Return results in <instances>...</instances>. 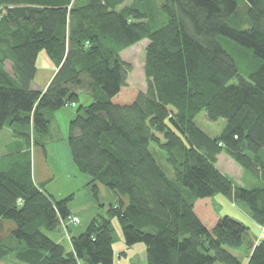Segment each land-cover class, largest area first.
<instances>
[{
	"label": "trees",
	"instance_id": "trees-1",
	"mask_svg": "<svg viewBox=\"0 0 264 264\" xmlns=\"http://www.w3.org/2000/svg\"><path fill=\"white\" fill-rule=\"evenodd\" d=\"M145 39L144 91L129 85L121 53ZM42 50L57 67L44 90L33 87ZM81 91L93 101L70 121L73 161L96 199L99 182L117 201L69 249L46 231H68L75 194L37 182L29 149L0 157V262L115 264L117 218L147 264H245L232 250L250 227L214 199L244 203L264 226V0H0V131L47 153L55 111ZM201 112L225 119L219 135L198 125ZM222 153L261 184L224 173ZM252 242L246 264H264V238Z\"/></svg>",
	"mask_w": 264,
	"mask_h": 264
},
{
	"label": "rangeland",
	"instance_id": "rangeland-1",
	"mask_svg": "<svg viewBox=\"0 0 264 264\" xmlns=\"http://www.w3.org/2000/svg\"><path fill=\"white\" fill-rule=\"evenodd\" d=\"M148 42V39L142 40L121 53L123 60H125V62L129 65L127 71L129 85L135 89L144 91L147 89L145 62L146 47ZM37 65L39 69L38 80H43L44 73L49 72L55 64L47 52L42 50L38 56ZM9 66L10 63H8V68ZM92 101L93 99L89 93L81 91L80 101L77 105H68L55 111L50 125L51 133L49 141L51 140L52 142L47 144V153H45L41 147H37L32 139L28 143L25 137H22L21 134L15 133L11 128H5L0 131V157L10 153H17L19 151L24 152L29 149L32 155V168L35 178L40 181L41 179H45L47 176L54 175L53 182L49 184L47 183V189H49L50 192L55 193V195H61L70 193L73 189L75 191L79 185H82V176L88 175L76 169V165L74 164L68 141L70 121L71 117L76 114V110L79 105H88ZM196 122L211 136L219 135L226 125L225 119H220L216 122L208 120L205 112H201L197 116ZM150 149L168 176L171 178L174 177V169L168 163L165 152L156 143H151ZM69 162H73L74 167H71ZM218 166L237 183L246 185L247 187H256L261 184V180L257 176L253 175L251 172L245 171L238 163L232 160L225 153L220 155ZM75 173L78 175L77 178L72 177ZM89 186L90 185H87V187ZM85 190L86 189H81L79 193H76L73 200L76 201L79 195L81 198L82 194L85 193ZM214 201L217 209L222 215H232L250 227V235H247L246 242L243 246L232 250L233 253H235L242 260V262L246 264L252 246L249 244V241L253 240L254 243H256L263 239L264 226H260L254 221L251 213L244 203H237L230 197L223 194H217ZM78 203H80V201ZM108 207L109 206L106 205V211ZM71 223L72 222H69V225ZM113 223L116 232V241L114 243L115 264H147L146 245L144 243H137L128 247L125 243L119 220L115 218ZM46 232L53 239L63 243L67 248H70V243L64 236V233ZM254 243L252 242V244ZM0 264H16V261L9 258L1 261Z\"/></svg>",
	"mask_w": 264,
	"mask_h": 264
},
{
	"label": "crops",
	"instance_id": "crops-1",
	"mask_svg": "<svg viewBox=\"0 0 264 264\" xmlns=\"http://www.w3.org/2000/svg\"><path fill=\"white\" fill-rule=\"evenodd\" d=\"M57 71L56 65L53 66L49 72L44 73L43 80H38V74L39 69L37 70L35 79L33 81V87L35 89H41L44 90L48 86L49 82L53 78ZM74 117V115L71 117V119ZM61 137V136H60ZM49 142H52L51 140ZM48 142V144H49ZM71 152V150H70ZM220 157V155H219ZM71 167H74L73 162H69ZM76 169L77 166H76ZM79 170V169H78ZM72 177L77 178L78 175L75 173ZM82 185H79L77 189L74 191V189L67 194H61V195H55V193H52L47 189L51 194L55 195L57 198H64L68 196L69 194H76L79 193L81 189H86L84 194H82V197H77L76 201H72L70 204L72 213L76 216H79L81 218V222L79 224L71 223L69 225L68 231L62 232L64 233V236L68 239L70 248L72 247V244L70 242V236H78L80 233H82L90 224V222L93 220V218L99 214L106 213L105 207L106 205L114 204L117 201V196L106 186L102 185L99 182H96L95 185L99 189V198L96 199V197L93 195V191L91 186L87 187V182L89 181V176H82ZM37 180V179H36ZM54 180V175L47 176L45 179H41L40 181L37 180V182L40 183H51ZM77 181V180H76ZM48 184L46 185V188L48 187ZM80 203H78L79 201ZM105 205V206H104ZM81 207V208H80ZM262 226V225H260ZM67 233V234H66Z\"/></svg>",
	"mask_w": 264,
	"mask_h": 264
},
{
	"label": "built area",
	"instance_id": "built-area-1",
	"mask_svg": "<svg viewBox=\"0 0 264 264\" xmlns=\"http://www.w3.org/2000/svg\"><path fill=\"white\" fill-rule=\"evenodd\" d=\"M69 222L77 224V223L80 222V218H79V216L73 215L72 217H70V221Z\"/></svg>",
	"mask_w": 264,
	"mask_h": 264
},
{
	"label": "bare ground",
	"instance_id": "bare-ground-1",
	"mask_svg": "<svg viewBox=\"0 0 264 264\" xmlns=\"http://www.w3.org/2000/svg\"><path fill=\"white\" fill-rule=\"evenodd\" d=\"M72 216H73V215H72ZM72 216H71V217H72ZM69 221H70V218L68 219V222H69Z\"/></svg>",
	"mask_w": 264,
	"mask_h": 264
}]
</instances>
